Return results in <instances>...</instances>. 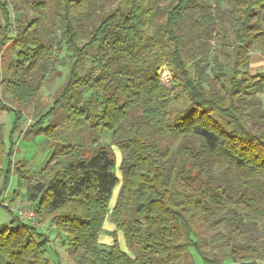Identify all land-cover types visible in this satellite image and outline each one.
Here are the masks:
<instances>
[{
  "label": "trees",
  "instance_id": "1",
  "mask_svg": "<svg viewBox=\"0 0 264 264\" xmlns=\"http://www.w3.org/2000/svg\"><path fill=\"white\" fill-rule=\"evenodd\" d=\"M10 44V134L66 67L35 134L55 139L41 127L62 108L92 141L57 144L36 174L15 168L30 205H1L12 218L0 264H64L50 257L47 221L72 264H264V71L249 69L264 52V0H0V59ZM98 130L123 151L119 164ZM13 153L0 126V193ZM107 218L111 244L100 242Z\"/></svg>",
  "mask_w": 264,
  "mask_h": 264
},
{
  "label": "rangeland",
  "instance_id": "2",
  "mask_svg": "<svg viewBox=\"0 0 264 264\" xmlns=\"http://www.w3.org/2000/svg\"><path fill=\"white\" fill-rule=\"evenodd\" d=\"M260 53L261 51L256 50ZM263 57H264V52ZM16 50L12 44L8 45L0 59V79H10L12 77V71L8 68V61L10 58L15 57ZM254 55L253 68L250 65L251 72L264 71V65H257V56ZM68 69L66 67L56 68L49 76L41 95L37 100L23 109V117L20 119L18 127L15 133H11L12 125L15 119L13 112L0 111V126L3 130V135L7 149H11L14 152L11 156L12 161V175L10 178V185L7 190L0 193V226L8 224L11 221L12 214L1 205H7L13 214H17L19 210L28 209L29 205L25 198V190L18 188V176L15 172L17 166H22L27 169L31 175L36 174L46 163L50 157L55 146L59 143L69 144H85L89 145L92 141L90 136L88 125L83 120H76L62 108L55 111L54 115L47 119L41 129L50 127L51 133L55 134V139H49L44 134H35L38 129L35 123L46 115L49 109L54 106V102L58 94L60 93L66 79ZM164 81L166 80V73L162 75ZM264 107V92L260 94ZM12 100L10 101V105ZM17 104L13 103L12 106L17 109ZM11 135V136H10ZM98 142L105 144V146L111 147L117 158V164L120 163L123 157V151L115 145H111V134L109 131L98 130L97 134ZM118 175L121 177L120 170H117ZM119 192V187H116L111 199V206L116 200ZM109 219V218H108ZM26 220V219H24ZM112 228L113 224L107 220L105 228L101 231V242L109 243L112 241ZM39 229L42 232L48 234L51 240L50 257L52 259H60L64 264H72L71 260L67 257L65 252V234L60 232L56 226L47 221L40 225ZM118 239L121 242L123 249L127 250L132 256L139 253V249L128 250L126 241L122 233L118 235ZM200 264V262H198Z\"/></svg>",
  "mask_w": 264,
  "mask_h": 264
},
{
  "label": "crops",
  "instance_id": "3",
  "mask_svg": "<svg viewBox=\"0 0 264 264\" xmlns=\"http://www.w3.org/2000/svg\"><path fill=\"white\" fill-rule=\"evenodd\" d=\"M255 54H258V55H257L258 57H257V60H256V61L258 62L257 65H260V66H261V65H264V57H263V53H261V52L258 53V52H256V51H254V52L252 53V59H251V64H250V65L252 66V68H253V64H254V63H253V59H254V55H255ZM256 72H257V71H256ZM116 198H117V197H116ZM115 201H116V200H115ZM111 204H112V203H111ZM111 204H110V206H111ZM114 204H115V202L113 203V205H114ZM113 205H112V206H113ZM112 206H111V207H112ZM107 220H109V221L111 222L110 218H109V219L107 218ZM107 220L105 221V223L107 222ZM105 223H104V228H105ZM111 223H112V222H111ZM112 224H113V223H112ZM104 228H103V229H104ZM114 230H115V225L113 224L112 231H114ZM121 233H122V232H121ZM119 234H120V231L117 232V236H118ZM122 235H123V233H122ZM101 236H102V234H100V242H101ZM123 237H124V235H123ZM118 240H119V239H118ZM124 240H125V238H124ZM101 243H102V242H101ZM111 243H113V237H112V241H111V242H109V243H104V244H111ZM119 243H120L121 248L123 249L120 240H119ZM124 250H125V249H124Z\"/></svg>",
  "mask_w": 264,
  "mask_h": 264
},
{
  "label": "built area",
  "instance_id": "4",
  "mask_svg": "<svg viewBox=\"0 0 264 264\" xmlns=\"http://www.w3.org/2000/svg\"><path fill=\"white\" fill-rule=\"evenodd\" d=\"M20 217L27 219V220H33L34 219V212L33 211H20L19 212Z\"/></svg>",
  "mask_w": 264,
  "mask_h": 264
}]
</instances>
